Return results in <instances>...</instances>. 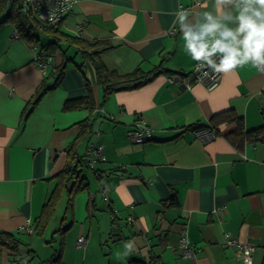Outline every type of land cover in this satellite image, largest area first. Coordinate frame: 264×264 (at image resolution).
Here are the masks:
<instances>
[{
	"label": "crops",
	"instance_id": "0c3cea01",
	"mask_svg": "<svg viewBox=\"0 0 264 264\" xmlns=\"http://www.w3.org/2000/svg\"><path fill=\"white\" fill-rule=\"evenodd\" d=\"M213 6L214 0H77L59 23L64 34L93 42L90 49L108 70L156 71L106 94L93 61L74 46L48 45L51 39L39 34L34 50L20 34L14 38L10 9L0 0V231L21 241L16 250L0 243V264L53 258L57 264H261L264 143L233 144L210 124L231 110L246 131L264 128V69L246 64L221 73L211 90L194 80L186 87L168 80L197 62L184 49L178 12H189L191 26L195 14ZM40 47L53 57L45 72L34 59ZM61 63L58 85L38 97ZM139 118L152 137L135 143L126 134ZM84 120L91 133L75 152L84 156L100 144L105 160L87 170L88 186L69 202L56 176ZM52 197L53 214L36 235L33 222ZM183 230L192 256L179 244ZM82 235L86 242L77 247ZM237 243L255 252L245 257Z\"/></svg>",
	"mask_w": 264,
	"mask_h": 264
},
{
	"label": "trees",
	"instance_id": "16d2710c",
	"mask_svg": "<svg viewBox=\"0 0 264 264\" xmlns=\"http://www.w3.org/2000/svg\"><path fill=\"white\" fill-rule=\"evenodd\" d=\"M2 9L4 6L2 4ZM9 19L15 25V29L20 34L21 37L27 39L31 44H37L38 46V35L41 34L44 37H47L50 40L48 45H58L60 42L67 43V45L74 46L76 48V52L80 53L83 57H87L93 61L95 66L97 77L99 81L104 85L105 92L110 93L118 87L127 84V83H136L140 80H147L155 74V69L144 72L140 69H136L132 72L128 73H119L114 70H108L102 64H100L95 57L97 51H92L90 49L91 45H94L93 42H87L81 40L77 37H72L64 34L59 29V23L53 27H45L41 21H39L34 15L29 12H21L17 7L13 6V8L9 11ZM40 51H44L42 47L39 48ZM64 69L63 63L57 65L53 72L43 80L41 85L37 90V96L40 97L47 91L54 89L60 80ZM53 79L52 82H48V78ZM138 83H136L137 85ZM71 103L66 105V108L71 107ZM221 123H226V126L223 130L218 128V125ZM200 127V126H199ZM210 128L215 131L217 134H222L233 144L240 145L244 142H255L260 141L264 143V128H258L250 131H246L244 129L243 120L241 117L236 116L231 110H226L224 112L215 114L211 119ZM91 133V125L87 120H84L79 123V132L78 135L73 142V144L69 145L66 150L69 155V162L66 166L58 173L57 182L58 188L60 190L65 189L68 192L69 202H71L73 196L76 192L86 188L88 186L87 183V170H93L88 164L86 160V153L84 156H79L74 148L75 146L85 139ZM75 162V164H74ZM95 174L97 171H92ZM52 201L49 200L48 203L44 204V209L40 216L35 219L33 222V232L36 235H42L45 226L48 220L51 218L54 209L53 205L56 203V197H52ZM113 233V232H112ZM111 233V234H112ZM110 234V235H111ZM0 243L10 248L16 250L19 248L21 244L20 239L12 233L2 232L0 231ZM34 256H32L33 258ZM27 258V257H25ZM31 260L28 262H23V260L15 261V264H29ZM46 264H57V260L53 258V260H49ZM145 264H153L152 261ZM261 264H264V255L261 261Z\"/></svg>",
	"mask_w": 264,
	"mask_h": 264
},
{
	"label": "clouds",
	"instance_id": "9594fccd",
	"mask_svg": "<svg viewBox=\"0 0 264 264\" xmlns=\"http://www.w3.org/2000/svg\"><path fill=\"white\" fill-rule=\"evenodd\" d=\"M213 7L195 14L191 26L189 12H178L186 52L217 73L246 64L264 69V0H214Z\"/></svg>",
	"mask_w": 264,
	"mask_h": 264
},
{
	"label": "built area",
	"instance_id": "2783aa9c",
	"mask_svg": "<svg viewBox=\"0 0 264 264\" xmlns=\"http://www.w3.org/2000/svg\"><path fill=\"white\" fill-rule=\"evenodd\" d=\"M77 0H5L6 6L11 9L13 6L17 7L21 12H29L36 17L45 27H53L60 23L65 14L73 7ZM200 3L201 0H195ZM14 38H19L17 30L13 32ZM32 47L37 49V44H32ZM35 63L45 72L46 66L53 61V57L44 53L43 51H36ZM262 70V69H259ZM221 73L215 72L211 67H201L198 62L194 68L186 74H173L168 76V80L174 83L178 80L181 86H189L191 80L200 82L209 90L214 89L220 82ZM264 93V89L262 90ZM127 138L135 143H142L148 141L152 137V132L149 126L146 125L142 118H139L133 129L127 131ZM102 145L91 144L86 150L87 164L92 168L96 160H105L102 153ZM75 164V162H74ZM105 194V188L101 190ZM86 242L85 236H79L76 240L77 247H83ZM179 244L184 248V255L192 256L193 251L187 246L186 230H183L179 238ZM240 253L245 257H251L255 252V246L248 244L237 243Z\"/></svg>",
	"mask_w": 264,
	"mask_h": 264
},
{
	"label": "rangeland",
	"instance_id": "374dc122",
	"mask_svg": "<svg viewBox=\"0 0 264 264\" xmlns=\"http://www.w3.org/2000/svg\"><path fill=\"white\" fill-rule=\"evenodd\" d=\"M40 39H41V41H43V39H42L41 36H40ZM90 178H91V176H89V179H90ZM61 207H62V206L60 205L59 208H61ZM53 223H55V221H54ZM35 242H39V244L41 245L40 238H37V237H36ZM41 246H42V245H41Z\"/></svg>",
	"mask_w": 264,
	"mask_h": 264
}]
</instances>
